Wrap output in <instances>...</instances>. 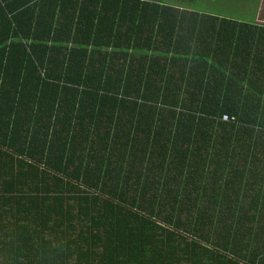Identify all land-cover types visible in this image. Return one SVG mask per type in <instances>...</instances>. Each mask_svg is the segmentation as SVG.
<instances>
[{
    "label": "trees",
    "instance_id": "obj_1",
    "mask_svg": "<svg viewBox=\"0 0 264 264\" xmlns=\"http://www.w3.org/2000/svg\"><path fill=\"white\" fill-rule=\"evenodd\" d=\"M162 1L0 0V264H264V25Z\"/></svg>",
    "mask_w": 264,
    "mask_h": 264
},
{
    "label": "crops",
    "instance_id": "obj_2",
    "mask_svg": "<svg viewBox=\"0 0 264 264\" xmlns=\"http://www.w3.org/2000/svg\"><path fill=\"white\" fill-rule=\"evenodd\" d=\"M166 6H174L184 11H197L199 14L214 16L218 18H226L233 22L264 24L263 2L264 0H232L231 15L224 17L219 15L216 8L227 9L228 0H220L213 7L215 0H163Z\"/></svg>",
    "mask_w": 264,
    "mask_h": 264
},
{
    "label": "rangeland",
    "instance_id": "obj_3",
    "mask_svg": "<svg viewBox=\"0 0 264 264\" xmlns=\"http://www.w3.org/2000/svg\"><path fill=\"white\" fill-rule=\"evenodd\" d=\"M218 1L220 0H215V2L213 3V7L217 4ZM228 1H229V4L227 6V9L216 8L215 11H217L219 15L224 16V17H228L231 15L230 8H232V0H228ZM262 6H263L262 14H264V2ZM215 227L216 226L207 229L210 232L209 234L210 238H212L213 240H214V234H215Z\"/></svg>",
    "mask_w": 264,
    "mask_h": 264
},
{
    "label": "built area",
    "instance_id": "obj_4",
    "mask_svg": "<svg viewBox=\"0 0 264 264\" xmlns=\"http://www.w3.org/2000/svg\"><path fill=\"white\" fill-rule=\"evenodd\" d=\"M227 119H228L227 117L224 118V120H227Z\"/></svg>",
    "mask_w": 264,
    "mask_h": 264
}]
</instances>
